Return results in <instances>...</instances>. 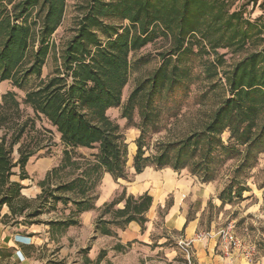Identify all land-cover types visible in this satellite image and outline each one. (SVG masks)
Here are the masks:
<instances>
[{"label":"trees","instance_id":"1","mask_svg":"<svg viewBox=\"0 0 264 264\" xmlns=\"http://www.w3.org/2000/svg\"><path fill=\"white\" fill-rule=\"evenodd\" d=\"M67 1L0 0V83L11 85L0 97V220L23 217L21 223L39 224L28 220L58 204L73 206L69 218L48 222L65 229L80 226L81 214L98 210L104 175L115 181L129 178L128 144L119 123L108 115L119 107L128 126L139 131L136 174L148 167L187 169L210 183L219 167L237 160L218 199L222 206L243 199L250 189L241 175L255 166L264 148V0H244L238 9H233V0H78L74 35L57 52L52 37L63 22ZM251 5L263 12L254 20L246 14ZM158 40L167 46L158 52L159 65L137 81L122 104L130 55ZM221 50L245 56L228 64ZM50 57L53 69L44 77ZM201 76L210 90L222 86L225 95L213 107L199 104L183 112L191 86ZM17 90L24 93L22 99ZM25 109L33 117H25ZM183 119L187 131L153 142L170 121ZM36 120L59 136L64 150L63 158L38 182L41 193L29 199L12 177L18 168L20 180L29 179L26 167L43 149L25 142ZM82 149L96 152L77 153ZM152 206L148 192L135 196L124 188L99 209L96 229L113 236L112 225L124 229L136 222L144 231ZM4 207L9 213L2 214Z\"/></svg>","mask_w":264,"mask_h":264},{"label":"rangeland","instance_id":"2","mask_svg":"<svg viewBox=\"0 0 264 264\" xmlns=\"http://www.w3.org/2000/svg\"><path fill=\"white\" fill-rule=\"evenodd\" d=\"M78 0H68L66 5V12L61 26L53 35L52 39L56 45V51L59 52L65 44L73 37V28L75 25V18L79 15L76 5ZM245 3L244 0H233V9H238ZM262 10L259 6L247 8V16L251 19L257 18L262 15ZM166 43L163 40H158L152 44L147 45L140 51L132 53L130 55L131 71L128 84L124 88L122 96V104H125L131 91L134 89L137 81L150 72H152L160 63L158 52L165 49ZM221 53H226L225 59L228 64L237 62L239 59L245 56V54H232L228 50H221ZM195 73L198 75L201 72L199 61H195ZM53 69V60L50 57L47 65L44 67L43 76H47ZM11 89V85L8 82ZM20 99L24 97V93L17 90ZM205 93H208L205 95ZM225 95L223 87L220 86L215 91L210 90L209 82L201 76L191 86L190 96L185 99L183 104V112H190L196 109L199 104H205L208 107H213L218 104L220 99ZM108 115L115 121H117L124 133L126 143L128 144V171L130 173L133 168V158L136 154L137 147L135 140L139 136V131L136 128L129 127L126 119L121 117V107L113 108L108 111ZM24 116L33 117L32 112L29 109L24 110ZM135 122H138V117L135 115ZM188 122L182 120L180 123L174 124L170 121L166 125V130L154 136L153 142L158 140L168 141L172 140L174 135L187 131ZM49 127L43 121L36 120V128L29 132V135L25 137V142L31 145L32 148L42 146L43 149L35 156L37 160L54 155L59 162L63 158V146L59 141L58 135H51ZM4 130L2 131V133ZM12 133V131H10ZM229 133L223 134V140L228 143ZM17 147L14 151V159L18 157ZM50 147V148H49ZM96 150H84L77 153H95ZM36 160V161H37ZM238 164L237 160L228 161L224 166L217 169V177L210 183H202L197 177L192 176L186 172V170L178 173V178L187 180L193 188V192L188 196L182 209L185 211L188 219H193L197 216L200 220L198 234H205L210 232L212 238L215 239L217 245V252L222 256L225 255H239L244 258H248L252 262H257L264 259V148L258 155L257 163L254 167H251L241 175V181L249 187L250 191L244 193V198L234 201L233 203H227L222 206L221 201L218 199L220 192L230 182L233 171ZM152 171L161 176L165 175L168 169L156 170L154 167H150ZM35 172L31 173L29 181L24 185L27 192L30 194H23L29 199H35L40 193L41 189L38 186V165L34 167ZM130 176V174H129ZM122 192L119 190L118 194ZM173 198L167 200L166 207L155 208L150 212V217L154 216V213H158V220H156L155 238L167 239L164 244V250L157 249L158 244L156 239L153 240L150 248L151 251L144 252L138 250L133 252L128 257V247L131 248V244L127 245L125 252H122L124 256H121L118 264H196L198 259L196 256L195 246L186 241L182 236L184 232H176L166 228H161V224L164 222V218L167 214L168 208L172 206ZM73 206L64 207L58 204L55 209H45L43 214L31 221H41L39 224L35 222V225H39L42 228L49 227L50 234L42 233L43 239L39 250L35 251V258L41 262L47 264H87L88 262V248L87 244H84L82 240L81 224L74 228L60 227L53 228L48 225L50 221L67 219L70 216V212ZM107 219L110 217L107 216ZM80 221V217L78 218ZM16 220V219H15ZM12 219L11 222H23L24 218H18L16 221ZM28 224V223H26ZM31 225V224H30ZM113 227H117L112 225ZM114 232V231H113ZM114 235V234H113ZM116 237V235H115ZM117 237L112 241L114 244ZM110 242V244L112 243ZM116 245L113 247L115 248ZM125 247V246H124ZM142 248V244L140 246ZM144 249V248H143ZM115 250V249H114ZM168 251V255L167 252ZM172 255H174L172 257ZM99 262V258L97 263ZM106 264H114L106 261Z\"/></svg>","mask_w":264,"mask_h":264},{"label":"crops","instance_id":"3","mask_svg":"<svg viewBox=\"0 0 264 264\" xmlns=\"http://www.w3.org/2000/svg\"><path fill=\"white\" fill-rule=\"evenodd\" d=\"M9 90L11 89L8 82L0 83V97ZM2 135L3 133L0 130V141ZM84 150L86 149H82L81 151ZM36 160L37 158L35 157L31 158L26 170L30 177L31 173L35 172L34 167L38 165V174H36L39 177L37 178L38 180L44 179L46 174L58 164L54 155ZM15 172L17 175H14L12 180L20 182L23 186L26 185V182L30 178L21 181L18 176L19 169L16 168ZM180 172L168 169L161 178L159 174L148 167L140 174H136L135 170H131L127 180L119 179L118 181H115L110 174H105L100 186V195L96 202L98 210H92L80 215L82 240L85 245L87 244L86 248H88L87 264H106V261L118 264L121 259L120 257L124 256L122 252L126 250H114L113 246L117 245V243L114 244L112 241L116 237L118 244L125 246V248H127L128 244H131V248L128 247V257L133 252H138V250H143L144 252L151 251L150 246L154 239H156V243L158 244L157 249L164 250V244L167 239L155 238V232L157 231L155 222L159 219L158 213L155 212L153 217H150L149 214L156 207L164 209L170 196L173 198V204L168 208L161 228L184 232L182 237L195 246L198 259L196 264H264V259L252 262L248 258L236 254L222 256L217 252L216 241L212 238L210 232H207L206 235L198 234L199 218L196 216L188 221L187 215L182 209L185 199L192 194L193 188L187 180L183 181V179L177 177ZM186 172L189 173L188 170ZM124 188H126L128 194L139 196L148 192L153 197V206L147 214L148 222L145 225V230L142 231L138 223L131 222L124 229L111 226L114 231L113 236L103 235L96 229V222L100 215L99 209L105 203L112 201L119 190H123ZM22 193L30 194V191L27 192L24 188ZM119 207H123V205ZM6 213H9V210L7 207H4L2 214ZM74 227L72 226L71 228ZM47 230H50L49 227L44 229L35 224L30 225L21 222L3 223L0 220V264L45 263L36 259L34 254L35 251L39 250V246L41 245L43 239L42 233L46 234ZM47 234H50V232ZM110 242L112 243L110 244ZM141 244L142 248L140 249L138 246ZM166 252L168 255V251ZM98 258L99 262L97 263Z\"/></svg>","mask_w":264,"mask_h":264},{"label":"built area","instance_id":"4","mask_svg":"<svg viewBox=\"0 0 264 264\" xmlns=\"http://www.w3.org/2000/svg\"><path fill=\"white\" fill-rule=\"evenodd\" d=\"M41 264H47V263H41Z\"/></svg>","mask_w":264,"mask_h":264}]
</instances>
